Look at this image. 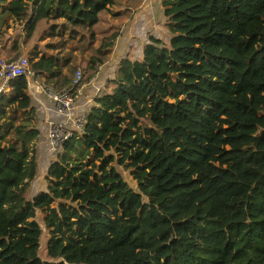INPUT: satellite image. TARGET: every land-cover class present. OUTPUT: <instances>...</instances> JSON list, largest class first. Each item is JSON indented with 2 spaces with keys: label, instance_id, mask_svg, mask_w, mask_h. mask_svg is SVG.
Instances as JSON below:
<instances>
[{
  "label": "trees",
  "instance_id": "trees-1",
  "mask_svg": "<svg viewBox=\"0 0 264 264\" xmlns=\"http://www.w3.org/2000/svg\"><path fill=\"white\" fill-rule=\"evenodd\" d=\"M42 1L0 0V42L15 35L17 58ZM118 1L62 0L66 21L44 17L36 39L53 55L28 58L36 76L56 90L79 67L91 78L131 12ZM163 7L168 41L122 61L31 199L28 82L0 96V264H264V0Z\"/></svg>",
  "mask_w": 264,
  "mask_h": 264
},
{
  "label": "crops",
  "instance_id": "crops-1",
  "mask_svg": "<svg viewBox=\"0 0 264 264\" xmlns=\"http://www.w3.org/2000/svg\"><path fill=\"white\" fill-rule=\"evenodd\" d=\"M44 1H46L45 3H47L50 10L48 17L54 22V24H63L66 21L65 12L69 9L71 2H65L64 4L62 0H43L42 3ZM54 8H57L64 14L61 17L57 15L50 16L54 14ZM124 9H129L131 12L123 20V22L119 24L118 21H113V24L119 28L115 45L111 53L108 55L107 60L104 62V67L101 72L98 73L97 76L93 75L89 80L84 79L83 88L78 91L76 109L74 112L70 115L58 112L52 101L42 93L37 83L34 81L28 83V92L32 100V106L35 109L37 117L40 121L41 130V138L37 146V159L39 165L38 177L32 184L33 189L37 191V195L41 192L47 191L46 180L49 168L52 165L51 148L47 134L48 123H64L69 129H72L73 118L82 114H88L87 111H90L95 105V99L109 93L111 87L108 86V82L114 79L115 73L122 61L126 59L131 60L136 54L139 55V58L137 59L143 61L145 58V49L148 44L155 40L166 42L170 37L168 30L169 22L165 15L163 0H137L134 1V3L126 4ZM35 15L36 17L34 23L18 32V34L22 35V38L19 39V45L23 52V55L21 56L26 58L34 56L38 57V59H41L42 57L50 58L53 55V51L48 50L46 46H48V44L55 43L48 38V36L41 42L36 41L39 34L37 35L35 33V29L39 23H43L44 18L39 20L37 19L38 9ZM9 33L13 34V29H10ZM14 36L7 39L9 41V46L7 45V48H5L0 42V56L8 58L9 60L17 58L15 51H9L11 49L10 45L15 42ZM138 48L143 49L141 51H137ZM66 49L72 50L73 46L69 44ZM66 71L67 69L65 68L64 72ZM15 83L11 84L8 91L5 92V98L10 99L13 97ZM69 86L64 87L62 90L70 89L71 86Z\"/></svg>",
  "mask_w": 264,
  "mask_h": 264
},
{
  "label": "built area",
  "instance_id": "built-area-1",
  "mask_svg": "<svg viewBox=\"0 0 264 264\" xmlns=\"http://www.w3.org/2000/svg\"><path fill=\"white\" fill-rule=\"evenodd\" d=\"M103 67L104 63H97L95 65L94 75L97 76ZM17 79H25L28 83L32 81L37 83L42 93L52 101L56 110L66 115H70L76 109L78 91L84 85V75L80 69H76L70 89L56 90L53 86L46 85L44 80L36 76V73L30 66L28 58L24 56L10 60L0 58V96L5 94L11 84ZM87 117L88 114H82L73 118L72 129H69L64 123H48V140L51 148L52 163L58 157L64 144L72 137L73 133H81L83 131Z\"/></svg>",
  "mask_w": 264,
  "mask_h": 264
},
{
  "label": "rangeland",
  "instance_id": "rangeland-1",
  "mask_svg": "<svg viewBox=\"0 0 264 264\" xmlns=\"http://www.w3.org/2000/svg\"><path fill=\"white\" fill-rule=\"evenodd\" d=\"M46 1H44L41 5H40V7L38 8V17H37V19L39 20V19H42V18H44V17H46V16H48V13H49V8H48V6H47V3H45ZM127 2V3H126ZM122 3H125L124 4V6L126 5V4H131V3H129V0H119L118 2H117V5H116V11L117 12H119V11H122V9H123V6L121 5ZM55 9V11H54V14H52V15H50V16H55V15H57V16H62L64 13H62V12H60L57 8H54ZM36 19V20H37ZM42 24L43 23H39L38 25H37V27H36V29H35V33L38 35V34H40L41 32H42V30H43V26H42ZM42 36H44L45 35V32H43L42 34H41ZM53 42H55V41H53ZM143 48H138L137 49V51H141ZM0 50H1V47H0ZM139 55L138 54H136L135 56H133V59H131L132 61H135V60H138L137 58H139L138 57ZM22 57V56H21ZM128 57V56H127ZM0 58H3V59H8V58H5V57H3V56H0ZM103 59H105V57H103ZM86 61V60H85ZM79 69L82 71V73H83V75H84V79L85 80H89L90 79V71L88 70V69H86V68H82V67H79ZM77 151L79 152V151H81V149L80 148H78V146H77ZM37 191H35V189H33V187H32V189H31V192H30V195H29V199H31V198H33V197H35L37 194ZM36 219L39 221V222H42V220H43V217H42V215L40 214V212L37 214V217H36ZM44 246H46V243L44 242ZM41 256H43L42 255V253H41Z\"/></svg>",
  "mask_w": 264,
  "mask_h": 264
}]
</instances>
